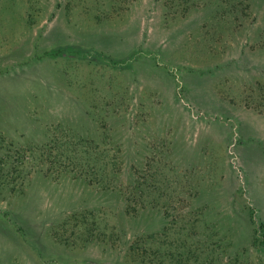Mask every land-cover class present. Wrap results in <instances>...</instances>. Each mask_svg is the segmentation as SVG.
I'll return each instance as SVG.
<instances>
[{"label": "rangeland", "instance_id": "rangeland-1", "mask_svg": "<svg viewBox=\"0 0 264 264\" xmlns=\"http://www.w3.org/2000/svg\"><path fill=\"white\" fill-rule=\"evenodd\" d=\"M0 264H264V0H0Z\"/></svg>", "mask_w": 264, "mask_h": 264}]
</instances>
